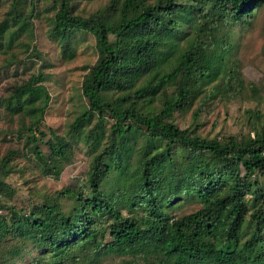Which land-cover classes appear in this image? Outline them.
<instances>
[{
  "label": "trees",
  "instance_id": "trees-1",
  "mask_svg": "<svg viewBox=\"0 0 264 264\" xmlns=\"http://www.w3.org/2000/svg\"><path fill=\"white\" fill-rule=\"evenodd\" d=\"M23 1L10 0L0 20V54L31 32L36 0L25 15ZM77 2L51 0L46 32L67 55L76 31L95 40V61L81 66L87 105L67 135L40 128L50 101L43 73L0 98V116H17L26 135L0 152V264L24 255L27 264L107 255L118 264H264V111L244 109V132L213 137L198 120L215 101L264 99L230 57L232 27L250 24L264 0H107L87 13ZM191 108L193 125L180 127ZM80 139L92 151L83 184L13 203L10 177L28 180L20 156L58 179ZM184 200L196 209L176 214ZM84 248L92 251L75 254Z\"/></svg>",
  "mask_w": 264,
  "mask_h": 264
},
{
  "label": "rangeland",
  "instance_id": "rangeland-1",
  "mask_svg": "<svg viewBox=\"0 0 264 264\" xmlns=\"http://www.w3.org/2000/svg\"><path fill=\"white\" fill-rule=\"evenodd\" d=\"M10 0H0V20L3 18ZM20 10L23 15L30 11L29 0H24ZM107 0H79L77 7L85 13L91 12ZM34 16L31 19V32L28 29L18 38L5 46L0 54V98L6 95L7 88L15 82L29 78L32 74L43 73L44 85L49 94V106L41 122V130L49 135L51 129L57 134L67 135L69 125L87 105L81 94V82L84 71L81 66L93 63L97 52L93 35L85 31H76L70 41V54H64L59 42L47 37V29L51 16V0H36ZM230 35L233 45L230 57L237 60L242 68L246 80L256 83L264 98V8L257 13L250 24H237L232 27ZM29 44V47L27 45ZM243 98L233 101H215L205 107L198 120L202 124L200 131L203 135L213 137L218 134L244 132V109L259 108L264 111V99ZM2 108V107H1ZM1 111V109H0ZM177 123L184 128L192 123V108L177 116ZM19 118L4 119L0 116V152L3 154L11 147H22L26 137L19 138ZM11 129V131H10ZM76 149L72 162L67 165L61 176L55 179L42 176L35 167L33 157L20 156L19 164L24 166L22 175L16 173L10 177V182L17 187V195L13 200L16 205L25 204L31 192L51 193L63 186L81 185L85 181V174L92 151L83 140L75 142ZM193 200H184L179 205L176 214L190 212L196 209ZM6 214L5 211H0ZM90 248H84L76 255L83 256ZM32 256L24 255L7 264H27ZM86 264H118L119 259L114 255L102 257L97 263ZM72 264V263H71ZM79 264V263H73Z\"/></svg>",
  "mask_w": 264,
  "mask_h": 264
}]
</instances>
